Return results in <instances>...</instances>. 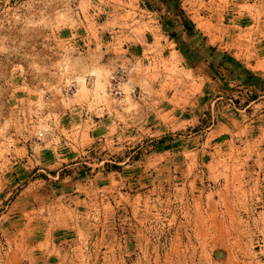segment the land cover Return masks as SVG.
Returning a JSON list of instances; mask_svg holds the SVG:
<instances>
[{"label": "rangeland", "instance_id": "374dc122", "mask_svg": "<svg viewBox=\"0 0 264 264\" xmlns=\"http://www.w3.org/2000/svg\"><path fill=\"white\" fill-rule=\"evenodd\" d=\"M0 264H264V0H0Z\"/></svg>", "mask_w": 264, "mask_h": 264}, {"label": "water", "instance_id": "95a60500", "mask_svg": "<svg viewBox=\"0 0 264 264\" xmlns=\"http://www.w3.org/2000/svg\"><path fill=\"white\" fill-rule=\"evenodd\" d=\"M217 256H220V255H217Z\"/></svg>", "mask_w": 264, "mask_h": 264}]
</instances>
